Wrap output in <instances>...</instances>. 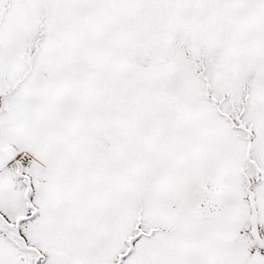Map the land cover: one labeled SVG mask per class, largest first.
I'll list each match as a JSON object with an SVG mask.
<instances>
[{"label":"snow or ice","instance_id":"snow-or-ice-1","mask_svg":"<svg viewBox=\"0 0 264 264\" xmlns=\"http://www.w3.org/2000/svg\"><path fill=\"white\" fill-rule=\"evenodd\" d=\"M0 264H264V0H0Z\"/></svg>","mask_w":264,"mask_h":264}]
</instances>
